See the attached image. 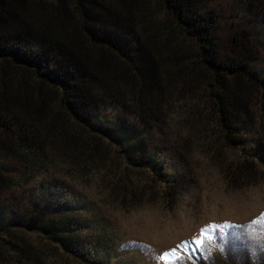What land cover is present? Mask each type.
<instances>
[{
	"label": "trees",
	"instance_id": "obj_1",
	"mask_svg": "<svg viewBox=\"0 0 264 264\" xmlns=\"http://www.w3.org/2000/svg\"><path fill=\"white\" fill-rule=\"evenodd\" d=\"M213 1L0 0V192L39 183L26 206L0 204V264L96 254L103 237L90 247L81 235L104 220L64 177L134 208L176 203L194 145L226 163L227 182L263 175L264 134L249 133L264 74L221 53Z\"/></svg>",
	"mask_w": 264,
	"mask_h": 264
},
{
	"label": "rangeland",
	"instance_id": "obj_2",
	"mask_svg": "<svg viewBox=\"0 0 264 264\" xmlns=\"http://www.w3.org/2000/svg\"><path fill=\"white\" fill-rule=\"evenodd\" d=\"M247 1L215 0L210 4L222 15L214 35L224 57L231 61H249L264 74V8L253 4L249 6ZM256 96L252 110L255 129L249 133L255 137L264 134V104L261 106L259 95ZM156 131L159 135L160 128ZM203 149L194 145L192 151L184 156V163L180 157L169 154L168 149L163 152V159L169 167L181 173L183 163L186 169L192 171L189 175L193 178L190 187L170 206L158 199L138 202L134 208H123L119 203L106 201L100 185H82L76 177L71 180L64 177L63 183L76 193L85 195L99 212L98 218L104 220L103 226L94 218L87 221L88 226L81 239L90 242V247L97 238L102 236L103 239H100L95 255L84 251L81 263L156 264L144 249L150 247L156 254H162L184 241L191 242L194 237H199L200 230L206 225L228 222L231 227L227 231L232 242L227 244L224 252L213 251L211 257L205 259L201 255L202 250L193 253L191 248L187 252L178 249L182 255L181 264H264V251L257 247V244L264 243V225H254L258 237L256 242L250 244L247 235L248 225L260 220L264 214V173L256 180L227 182L224 173L226 163L214 164L213 159H207L209 153ZM51 178L52 173L39 177L45 180ZM38 191L37 180L25 182L1 191L0 204L26 206ZM130 242H136L137 246L127 247ZM215 242L225 243L219 238ZM48 264L61 263L49 259Z\"/></svg>",
	"mask_w": 264,
	"mask_h": 264
},
{
	"label": "snow or ice",
	"instance_id": "obj_3",
	"mask_svg": "<svg viewBox=\"0 0 264 264\" xmlns=\"http://www.w3.org/2000/svg\"><path fill=\"white\" fill-rule=\"evenodd\" d=\"M257 223L264 225V214H262L260 220H254L248 225L247 235L250 244L256 242L258 239L256 230L254 228V225ZM230 227L231 225L228 222L223 224L213 223L206 225L200 230L199 237H194L191 242L184 241L182 244L177 245V247L168 251H164L162 254H156L155 251L150 247L144 250L146 251V254L156 261V264H181L182 255L178 252V249H182L183 252H187L188 249L191 248L193 253L197 252L198 250H202L201 255H203L205 259H208L211 257L213 251L218 250L224 252L227 244L232 242L230 234L227 231ZM217 238L224 240L225 243L217 244L215 242ZM206 241L208 242L207 244ZM193 245L195 247H193ZM133 246H137L136 242H130L129 245H127V247ZM257 247L261 251H264V243L257 244ZM253 254H255V252H253Z\"/></svg>",
	"mask_w": 264,
	"mask_h": 264
}]
</instances>
